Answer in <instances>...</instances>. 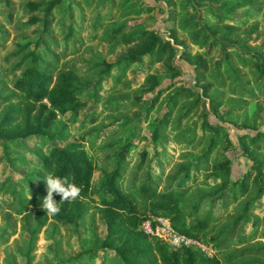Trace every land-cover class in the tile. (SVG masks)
I'll list each match as a JSON object with an SVG mask.
<instances>
[{"label": "trees", "instance_id": "1", "mask_svg": "<svg viewBox=\"0 0 264 264\" xmlns=\"http://www.w3.org/2000/svg\"><path fill=\"white\" fill-rule=\"evenodd\" d=\"M15 1L0 0V3L9 7L8 11H0V14L6 12L8 16L5 23L0 22V58L12 62L11 84L9 86L7 83L5 90L6 84L2 85L0 90V142L3 153L6 154L11 165L15 167L33 164L31 172L22 175L20 180L27 183L36 182V187H32L29 194H26L22 192L21 181H10V198L7 200L1 198L0 201L8 209V215L12 210L22 215L23 219L34 220V228H28L31 233L30 241H33L49 219L65 226L75 224L82 219L88 213V207L83 199H91L94 192L92 187L94 165L85 142L69 140L70 125L77 121L74 111L83 102L76 88L79 71L75 61L68 57L92 42L104 43L110 51L124 45L126 53L122 57L113 62L103 61L105 75L97 78L98 85H102V81L111 75L114 69L116 75L113 84H119L118 82L127 76L131 65L139 61L149 64L162 62L169 71L175 72L177 66L172 60L177 54L176 28L192 30L196 26L191 18H187L188 6L182 3L179 8L168 9L164 18L167 22L168 37H164L157 28L147 26L144 19L135 18L143 13H150L156 8L158 10L163 8L134 0H112V9L109 11H107V0H103L95 18L91 21L86 19L91 26L87 31L82 29L85 26L77 28L74 22L66 23L58 20V15L54 12V8L57 7L69 11L71 17L78 15L76 6H73L75 9L72 11V2L63 4L62 0H24L28 19L15 23V11L12 6ZM84 1L87 2L88 9L84 6L82 22H84L82 16L87 15V10H90L95 2V0ZM208 1L218 3L222 0ZM240 7H249L248 14L233 16L228 13ZM201 9L204 13H211L214 16L211 22L206 19L204 21V27L211 38L222 34L223 39L238 42L243 39V35L261 34L258 18L264 13V0H232L227 3L226 9L216 10L211 4L203 5ZM57 20L62 22L60 31L53 28ZM40 22V29H32L35 31L34 34H37L32 41L25 28ZM202 33L203 28H198L192 41L194 44L206 46V43L200 41ZM13 37L15 38L13 47L9 48L7 53L3 50L1 52L4 45ZM60 38L62 44L58 41ZM25 39L26 42L22 43ZM70 41H74L76 45L70 47ZM216 43L218 40L215 41ZM212 54L186 48L180 50L179 56L185 58L194 67L196 85L182 86L168 92L165 99L167 108L155 118L150 132L153 141H158L170 131L177 107H180L181 111L177 124L173 125L176 128L183 119L198 113L203 97H208L210 105L217 111L220 100L218 92H211L215 84L213 78H218L221 86L225 85V81L224 72L213 66ZM223 59L228 72L225 80H234V84L228 87L229 90L243 95V103H248L249 100L258 101L257 112H259L262 107L260 102H264V61L256 58L249 51L241 52L235 48L225 50ZM223 59L217 61L221 63ZM246 74L249 75L247 78H245ZM141 85L146 90L156 89L148 109L154 107L168 90L160 86V75L154 72L146 73ZM248 85L254 88L251 89ZM237 88H241L242 91H238ZM69 111L71 113L68 118L61 122L60 127H56V119ZM249 127L254 128L255 132L242 133V151L252 163L244 173L234 178L230 176L231 159L227 155L212 157L214 145L222 142L224 147H227L231 140L229 137L219 136L218 127L208 119L207 111L202 112L201 122L202 130L212 133V136L207 138L206 151L198 155L194 162L180 163L171 172H166L161 163L158 164L157 171L152 170L149 164L146 165L147 150L142 149L138 151L140 157L131 173L129 183L123 186L127 152L130 148L129 142L123 144L117 152L120 154L119 158L101 176V183L109 192V196L104 195L100 199L104 207L106 233L104 236L95 234L91 248L100 249L104 255L112 252L113 255L109 257L110 264H220L216 254L210 255L194 245L169 248L161 236L143 229L144 220L149 219L154 226L158 222L157 218L162 216L168 218L171 226L178 232L202 240L210 244L216 252L226 254L230 262H233L240 253L251 250L252 248L244 247L239 252H228L233 243L240 244L253 237L255 232L241 234L234 240L232 231H229L225 236L226 244L222 240L217 241L215 235L208 234V229L213 227V220L221 214L214 215L210 211L201 219L197 217L200 201L208 198V195L219 194L222 195L221 204L224 208L243 199L240 214L235 218V222L248 220L251 216L250 209L257 199L264 195V158L259 155L264 148V130L254 124ZM31 135L35 139L41 138V147H38V150L31 148L24 141V138ZM178 136L187 143L194 141V136L187 137L180 132ZM54 139L63 142L60 146L53 144L45 150V145L52 143ZM90 147L94 148V143H91ZM24 149L34 153L37 160L34 162L26 154H20L22 151L25 152ZM191 168L196 172L193 177H190ZM49 172L74 178V182L81 188V193L75 200L60 201L61 197L54 194V199L60 201L61 211L57 215H47L42 208L43 199L47 195L45 176ZM211 176L218 181L212 184L209 181ZM199 181L209 184L212 191L208 195L197 196L191 208L186 210L183 208V203L190 189ZM14 231V229L10 230L9 235ZM91 248L81 249L73 254L69 259L70 263L80 261L89 263L88 252ZM261 249L264 250V247L259 246L254 251L260 252Z\"/></svg>", "mask_w": 264, "mask_h": 264}, {"label": "rangeland", "instance_id": "2", "mask_svg": "<svg viewBox=\"0 0 264 264\" xmlns=\"http://www.w3.org/2000/svg\"><path fill=\"white\" fill-rule=\"evenodd\" d=\"M49 1V0H47ZM103 0H95L94 6L87 10L86 16H82L84 22L81 21V15L84 13L87 2L84 0H62L63 4L71 3L74 11L77 7V17H71L69 11L61 10L58 7L54 8V12L58 15V20L62 22H74L77 28H82L87 31L91 26L86 22L95 18V14ZM120 1V0H119ZM139 3H152L161 6L162 10H154V15H138L135 18L144 19L146 24H150L157 28L162 36L168 34L167 22L164 18L167 16V9L170 7H180L182 3H186L190 12L188 18H191L196 24V28L192 30L177 28L179 33V41L176 43L177 54L173 58V63L177 66L174 71H169L164 63H155L148 65L146 62L133 63L132 67L127 72V76L122 78L117 85L113 84L116 69L111 71L103 81L102 85H98L97 78L105 75L103 61L113 62L122 57L126 53L124 45L118 46L115 50L110 51L104 43L92 42L80 48L76 54L70 55L68 59L75 61L78 68L76 88L78 94L81 96L83 104L74 111L77 116V121L70 125L69 140H84L88 149L89 157L94 165L92 175L93 194L91 199H83L84 204L88 207V213L83 216L75 224L61 225L54 220L49 219L47 224L42 227L35 240L30 241L31 233L28 228H34V220L31 218L23 219L22 215L16 214L11 210L8 215V209L5 204L0 201V264H71L69 259L73 254H76L81 249H90L93 245L95 234L104 236L106 233V221L103 217L104 207L100 203L102 196H109L106 186L101 183V176L103 172L109 170L113 163L119 158L117 153L119 148L129 142V151L127 152V161L125 163L123 186L127 185L131 179V173L139 160V150H147V164L151 166L152 170H158V164L165 168L166 172H171L176 169L180 163H192L198 155L204 153L207 149L208 139L212 136L211 132H205L201 128L202 112L207 111L208 119L217 125L219 136L229 137L231 143L224 147L222 142L217 143L212 148V157L219 155H227L231 159V177L240 176L251 165V160L243 154V136L242 133H254V128H250L254 124L257 128L264 130V102L261 101V109L257 112L258 101L249 100L248 103H243V95L232 92L228 87L234 84V80H225L228 74L226 62L223 59L224 52L227 49L235 48L239 51H249L253 56L264 61V14L258 18L259 27L262 30L260 35L245 36L238 42L227 41L221 37L222 34H217L214 37H209V32L205 29L202 18L199 14L202 13V0H134ZM107 11L112 9V0H107ZM228 0H222L213 6L218 10L225 8ZM74 3V5H72ZM205 4V2H204ZM15 11L14 22L20 23L28 19V13L25 8L24 0H16L12 5ZM4 3H0V11H8ZM88 9V7H87ZM247 8H242L235 11H230V15L239 16L244 14ZM6 13V12H5ZM0 14V22L5 23L8 16ZM246 14H248L246 12ZM54 24L53 28L60 31L62 29V22ZM84 23V25H82ZM41 28V22L35 25H29L25 28L29 38L34 41L37 34L32 31ZM198 28H203V33L200 36V41L206 43V46L193 45L195 34ZM33 34V36L31 35ZM13 35V33H12ZM11 35V36H12ZM27 39L22 41L25 43ZM218 43L215 44V41ZM62 44V39H58ZM15 38L10 39L1 49V52L7 53L9 48L13 47ZM70 47L76 45L74 41H70ZM214 45V46H213ZM33 45L31 44V47ZM183 48L192 51H201L203 53L211 52L212 62L214 68L224 72L225 85H219V79L213 78L215 82L211 92H218L220 104L215 111L209 103L208 97H203L201 107L197 114L183 119L179 127H174L177 124V119L180 115L181 108L177 107L174 112V117L171 121L167 134L159 138L158 141H153L150 132L154 126L155 118L161 115L167 108L165 99L168 92L182 86L195 87L196 79L194 67L185 58L179 56L180 50ZM213 49V50H212ZM223 59L221 63L217 60ZM236 59V58H234ZM11 63L3 61L0 58V90L2 85L7 88V83L11 84ZM246 69V68H245ZM154 72L160 75V86L168 88L166 94L162 95L156 105L150 109L151 98L155 94L153 91L142 88V81L146 73ZM249 75L246 74L245 78ZM249 86V85H248ZM251 89L254 87L249 86ZM242 91L241 88H237ZM70 111L59 116L55 121V126L60 127L61 122L68 118ZM176 130V131H175ZM178 132L187 137L194 136V141L187 143L185 139L178 136ZM177 135V137H176ZM24 141L33 149L38 150L41 147V138L35 139L33 135L24 138ZM63 141L54 139L52 143L45 145V150L50 148L53 144L60 146ZM94 143V148L90 144ZM37 146V147H36ZM28 158H32L34 162L37 157L28 149H24ZM264 158V148L259 154ZM27 158V157H26ZM145 168V165L143 166ZM33 164L27 166L25 164L11 165L7 159L6 154L3 153L2 143L0 142V200L10 198L9 187L10 181L19 182L22 175L31 172ZM145 170V169H143ZM143 170L142 173H143ZM195 170L191 168L190 177L195 175ZM203 177L201 176L200 179ZM209 181L213 184L218 180L211 176ZM22 182V192L29 194L32 187H36L35 183ZM229 190V188L227 189ZM209 184L199 181L188 192L183 208L190 209L195 200L204 195L211 193ZM198 196V197H197ZM209 197L200 201L198 218H203L207 212H212L214 215L221 214L213 220V227L208 229V234L216 236L217 241L227 242L225 236L229 231H232L234 240L241 234H249L255 232L253 237L241 242L240 244L233 243L228 252H239L244 247L252 248L249 251L240 253L237 258L230 262L227 260L226 254L216 252L210 244L193 238L194 245L201 248L206 253L216 256L220 259V264H260L264 263V250L260 252L254 251L257 247H264V195L257 199L254 206L250 209L251 216L248 220L242 219L235 222V218L240 214V209L243 205V199L237 203L223 207L222 195H208ZM194 200V201H193ZM10 210V209H9ZM158 220L164 222L169 221L166 217H158ZM256 219V221H255ZM144 225V224H143ZM15 231L9 235V231ZM95 233H94V232ZM94 233V234H93ZM33 239V236H32ZM167 242V241H165ZM169 248H174L167 242ZM227 244V243H226ZM225 245V244H223ZM226 246V245H225ZM94 248V247H92ZM94 250V249H92ZM91 254V255H90ZM95 252H89L88 256L91 263L97 260L102 264H110L109 256L106 255V261L100 258V255ZM96 256V258L94 257ZM97 261V262H98ZM76 264H87L86 262H78ZM97 264V263H96Z\"/></svg>", "mask_w": 264, "mask_h": 264}, {"label": "clouds", "instance_id": "3", "mask_svg": "<svg viewBox=\"0 0 264 264\" xmlns=\"http://www.w3.org/2000/svg\"><path fill=\"white\" fill-rule=\"evenodd\" d=\"M47 195L43 199L42 208L47 215H57L61 211L60 201L75 200L81 193V188L74 182V178L69 176H59L49 172L45 176ZM54 194L59 195L61 200L57 202Z\"/></svg>", "mask_w": 264, "mask_h": 264}, {"label": "built area", "instance_id": "4", "mask_svg": "<svg viewBox=\"0 0 264 264\" xmlns=\"http://www.w3.org/2000/svg\"><path fill=\"white\" fill-rule=\"evenodd\" d=\"M158 220V219H157ZM144 224V225H143ZM142 227L147 232L155 233L161 236L165 241L169 242L173 247L179 245H190L194 242L192 237L186 236L175 230L169 221L164 222L163 220H158V222L153 226L149 219L142 222Z\"/></svg>", "mask_w": 264, "mask_h": 264}, {"label": "crops", "instance_id": "5", "mask_svg": "<svg viewBox=\"0 0 264 264\" xmlns=\"http://www.w3.org/2000/svg\"><path fill=\"white\" fill-rule=\"evenodd\" d=\"M202 1H204L205 4H204V2H200V3H203L201 6L206 5V4H211V5L213 6V4H215V3L210 2V1H208V0H202ZM229 1H232V0H228V2H229ZM228 2H226V4H225V8H223V9H226V5H227ZM145 3H147V2H145ZM151 4H152V3H151ZM184 4H186V3H184ZM186 5H187V4H186ZM157 6H158V5H157ZM187 6H188V5H187ZM201 6H200V7H201ZM213 7H214V6H213ZM170 8H176V7H170ZM177 8H178V7H177ZM214 8H215V7H214ZM242 8H247V10L245 9L246 11L244 12V14H245L246 12L249 11V7H240V8H238V9H236V11L239 10V9H242ZM168 9H169V8H168ZM168 9H167V10H168ZM188 9H189V12H190V8H189V6H188ZM215 9H216V8H215ZM219 9H220V8H219ZM219 9H218V10H219ZM221 9H222V8H221ZM154 10H155V9H154ZM154 10H153V11H154ZM156 10H157V8H156ZM216 10H217V9H216ZM153 11L150 12V13H143V14H144V15H149V14L154 15V14H153V13H154ZM201 11H202V13L199 14V16L202 18V22H203V23H204L205 19L208 20V21H210V22L213 20L214 16H213L211 13H204L203 10H201ZM233 11H235V10H233ZM189 12H188V14H189ZM228 13L231 14L230 11H228ZM143 14H141V15H143ZM263 14H264V13H263ZM263 14H262V15H263ZM241 15H243V14H241ZM262 15H261V16H262ZM187 18H188V15H187ZM164 21H165V20H164ZM165 22H166V21H165ZM193 23H194V21H193ZM145 24H146V23H145ZM195 25H196V24H195ZM147 26H149V27H154V26H151L150 24H149V25L147 24ZM154 28H155V27H154ZM177 28H178V27H177ZM177 28H176V30H177ZM179 28L181 29L182 27H179ZM182 29H184V28H182ZM199 29H200V28H199ZM201 29H202V28H201ZM186 30H188V29H186ZM177 34H178V41H179V33H178V31H177ZM245 36H247V35H243V38H244ZM164 37H168V35H166V36H164ZM178 41H177V42H178ZM175 45H176V44H175ZM193 45H196V44L193 43ZM196 46H197V45H196ZM176 48H177V47H176ZM139 62H145V61H139ZM135 63H136V62H135ZM146 63H147V62H146ZM157 63H158V62H157ZM160 63H161V62H160ZM147 64L149 65V63H147ZM154 64H155V63H154ZM132 65H133V64H132ZM132 65H131V67H132ZM150 65H153V64H150ZM131 67H130V68H131ZM130 68H129V69H130ZM128 71H129V70H128ZM92 251L95 252V255H96V256H97L96 253H98V254L100 255V258L103 260V262L106 261V255H104L100 249L95 248V249L92 250ZM92 251H89V252H92ZM89 252H88V253H89ZM77 253H78V252H77ZM90 255H91V254H90ZM95 255H94V257L96 258ZM112 255H113L112 252L108 254L109 257H111ZM89 257H91V256H88V261H89V263L86 262L87 264H96V263H97V264H102V263H99L98 260H97L98 262L96 261L95 263H91V261L89 260ZM71 264H76V263H71Z\"/></svg>", "mask_w": 264, "mask_h": 264}]
</instances>
